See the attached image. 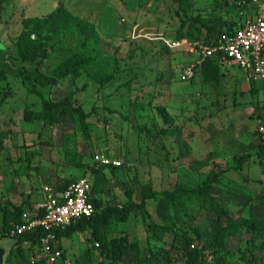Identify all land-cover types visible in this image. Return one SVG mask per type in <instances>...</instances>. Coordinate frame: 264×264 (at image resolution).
I'll list each match as a JSON object with an SVG mask.
<instances>
[{"label": "rangeland", "instance_id": "rangeland-1", "mask_svg": "<svg viewBox=\"0 0 264 264\" xmlns=\"http://www.w3.org/2000/svg\"><path fill=\"white\" fill-rule=\"evenodd\" d=\"M237 1L0 0V70H7L0 73V227L10 206L5 190L20 177L83 176L101 206L143 198L145 205L100 230L106 241L127 236L131 249L122 261L102 257L100 241L84 231L63 240L75 264H186L192 246L212 251L213 264H264V84L228 59L217 60V82L200 71L180 78L195 63L191 48L208 41L205 29L200 38H178L182 18L224 29L242 21ZM60 7L79 22H51ZM65 98L88 114L83 123L59 112L50 122L44 102ZM98 153L121 166L96 167ZM210 173L217 175L211 195L225 210L219 224L200 199L182 192L159 214L160 194L199 189ZM15 241L0 239L3 264L33 254ZM193 264H205L203 257Z\"/></svg>", "mask_w": 264, "mask_h": 264}, {"label": "built area", "instance_id": "built-area-1", "mask_svg": "<svg viewBox=\"0 0 264 264\" xmlns=\"http://www.w3.org/2000/svg\"><path fill=\"white\" fill-rule=\"evenodd\" d=\"M238 15L242 21L231 32L222 33L212 44L197 43L191 48L196 60L182 70L181 80L194 77L206 58L221 55L234 62L249 78L264 84V0H250ZM258 129L264 137V118L259 121ZM92 164L96 167L121 166L117 159L99 153L93 157ZM91 192V182L83 176L68 182L62 189L52 184L42 187L44 202L38 207L39 215L25 220L10 233V237L14 238L26 232L42 230L30 264H75L59 248L58 233L77 220L90 218L94 214ZM203 259L205 264L214 262L210 252H205Z\"/></svg>", "mask_w": 264, "mask_h": 264}, {"label": "trees", "instance_id": "trees-1", "mask_svg": "<svg viewBox=\"0 0 264 264\" xmlns=\"http://www.w3.org/2000/svg\"><path fill=\"white\" fill-rule=\"evenodd\" d=\"M250 0H238L236 2V10L237 16L238 12L244 10L249 3ZM240 18V17H239ZM48 19L53 23H64L70 24L79 22L78 18L72 16L66 10L59 8L58 11L53 12L48 16ZM188 23L186 32L183 34V28L185 24ZM241 21H231L229 24L225 25L224 29L216 27L212 22H204L199 19V17L195 18H182V23L179 29L178 38H185L195 36L196 38L201 37L200 29H205V39L207 44H212L217 41L221 34L224 32H231L234 28L239 26ZM28 33H21L20 38H23ZM17 52L22 54V42H17L15 44ZM14 59V57H12ZM225 59L221 55H214L212 57L206 58L202 64L200 74L205 80L211 82H217L218 77L220 74V67L217 63V60ZM6 69H1L0 73L6 72ZM109 77H106L108 79ZM38 82L41 85H45L47 83H55V80H43L38 79ZM45 107L49 110L50 113L59 112L60 115H69L72 117H77L80 122H84L88 117V114L84 112V110L79 105H73L69 98H65L57 103H49L44 102ZM164 115V112H162ZM25 120L33 121L34 117L30 115V113H25ZM52 124L57 123L58 119L53 114L51 121ZM261 150L264 151V139L260 146ZM29 155V159L35 153H27ZM246 158L240 159L239 168H241L243 162H245ZM105 168H118V167H105ZM217 180V175L210 173L207 178L203 181L202 186L199 189L191 190V191H177L173 193H162L159 195L160 201L159 205L157 206V211L159 214H165L166 210L168 209L170 204H173L175 198L178 196V193L182 192L184 194H190L192 197H196L202 201V205L211 213H213L216 217V221L220 222L221 218L225 216V210L218 204L215 197L211 195V190L214 186V182ZM92 185V192L93 193V184ZM264 199V196H263ZM91 202L94 205L95 212L90 218H81L74 222L71 226L67 227L63 232L58 233L59 236H68L74 232L82 233L84 231L91 232L99 241L100 244L98 245L100 255L105 257L110 262H120L123 259V256L126 252H128L131 247L129 240L126 235H123L119 238H113L110 241H106L104 236L101 235L100 230L104 222L107 219L113 218L120 222H125L129 216V214L134 210H140L145 205V198L142 199L141 203H132L130 205H125L122 208L114 205H105L101 206V204L92 199ZM3 220H2V228L0 229V239L5 237H10V233L12 230L15 229L16 226L20 225L21 222V215L22 209L21 207L13 206L12 210L4 209L3 210ZM222 228V227H221ZM43 234L42 230L39 229L35 232H26L22 235L14 237L16 239L15 246L18 251L21 250L22 243H29L30 247L32 248V253H34V249L37 248L38 241L40 236ZM207 247L196 248L193 247L189 253L187 254L186 264H193L197 263L203 256L205 252H210L213 254L212 251H205ZM34 255V254H33Z\"/></svg>", "mask_w": 264, "mask_h": 264}, {"label": "crops", "instance_id": "crops-1", "mask_svg": "<svg viewBox=\"0 0 264 264\" xmlns=\"http://www.w3.org/2000/svg\"><path fill=\"white\" fill-rule=\"evenodd\" d=\"M101 168H105V167H101ZM22 178L24 179V177H20L16 187L12 191H9V188H7L5 190V193H4L5 197L3 198V200L8 201L7 203L10 204V206L6 207V209L12 210L13 206L21 207V209H22L21 222H24L27 219L35 218L36 216L39 215L40 212H39L38 207L41 203L44 202V196L42 194V187L44 185H51L52 184V185H56L59 189H62L63 186L68 183V181L67 182H58V180L56 178L45 177V175L44 176H41V175L37 176L36 175L33 177L26 176L25 180H23V181H22ZM34 178H36V181L37 180L40 181L39 188H36V186H35L36 183H35ZM2 186L3 187H0V194L4 188V185H2ZM5 187H7V186H5ZM37 193H39V195H41V198L36 196ZM91 197L94 200H96V198H99L96 196L94 197L93 194H91ZM0 200H2V198ZM97 200H99V199H97ZM1 228L2 227H0V229ZM64 239H67V236H59L58 237V246L63 251L64 256L68 259V253H66L64 251V249L67 247V245L63 243ZM30 248H31L30 244L27 242L21 244V249H23V250H29ZM35 252H36V248L34 249V253H33L34 255H35ZM33 254L31 255L30 259L27 260L26 258L25 259L21 258V259H18L17 262L19 264H30L32 258L34 257Z\"/></svg>", "mask_w": 264, "mask_h": 264}, {"label": "water", "instance_id": "water-1", "mask_svg": "<svg viewBox=\"0 0 264 264\" xmlns=\"http://www.w3.org/2000/svg\"><path fill=\"white\" fill-rule=\"evenodd\" d=\"M0 50H3L1 48V45H0ZM6 250L7 249L3 245L0 244V264H3V257L5 255Z\"/></svg>", "mask_w": 264, "mask_h": 264}]
</instances>
